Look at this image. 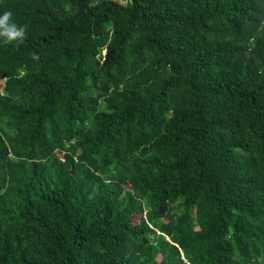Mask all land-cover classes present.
<instances>
[{"label": "trees", "instance_id": "obj_1", "mask_svg": "<svg viewBox=\"0 0 264 264\" xmlns=\"http://www.w3.org/2000/svg\"><path fill=\"white\" fill-rule=\"evenodd\" d=\"M6 10L0 264H264V0Z\"/></svg>", "mask_w": 264, "mask_h": 264}, {"label": "clouds", "instance_id": "obj_2", "mask_svg": "<svg viewBox=\"0 0 264 264\" xmlns=\"http://www.w3.org/2000/svg\"><path fill=\"white\" fill-rule=\"evenodd\" d=\"M27 36V29L24 25H18L13 19V12L6 10L0 14V40L5 44L15 42L17 45L22 44ZM36 54H33V59H38Z\"/></svg>", "mask_w": 264, "mask_h": 264}, {"label": "rangeland", "instance_id": "obj_3", "mask_svg": "<svg viewBox=\"0 0 264 264\" xmlns=\"http://www.w3.org/2000/svg\"><path fill=\"white\" fill-rule=\"evenodd\" d=\"M116 1H119L121 3H124L126 0H116Z\"/></svg>", "mask_w": 264, "mask_h": 264}]
</instances>
